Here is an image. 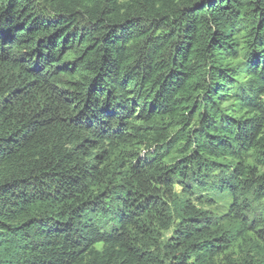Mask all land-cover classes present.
<instances>
[{"label":"trees","instance_id":"1","mask_svg":"<svg viewBox=\"0 0 264 264\" xmlns=\"http://www.w3.org/2000/svg\"><path fill=\"white\" fill-rule=\"evenodd\" d=\"M249 152L264 0H0V264H217L248 233L228 264H264Z\"/></svg>","mask_w":264,"mask_h":264},{"label":"rangeland","instance_id":"2","mask_svg":"<svg viewBox=\"0 0 264 264\" xmlns=\"http://www.w3.org/2000/svg\"><path fill=\"white\" fill-rule=\"evenodd\" d=\"M245 160L249 164L256 163V157L252 154V152L247 153L245 155ZM259 169V172L262 174L264 173V165H260L256 163ZM209 194V195H207ZM197 196H210L212 203H197V206L202 209L206 210L210 216L215 218L216 220L221 221V225L224 227L225 230L233 231L237 227V223L233 218V214L230 212L232 207V197L227 193H207V191H197ZM255 208L261 210L259 203L254 204ZM173 230L164 234L163 242H167L168 239L171 237ZM256 238L252 233H248L247 237L244 239H238L232 245V247L225 252L221 257L218 258L217 264H228V262H235L240 263L247 258H251L252 256H258V248L256 245ZM98 249H101V245L97 246ZM257 250V251H256Z\"/></svg>","mask_w":264,"mask_h":264}]
</instances>
